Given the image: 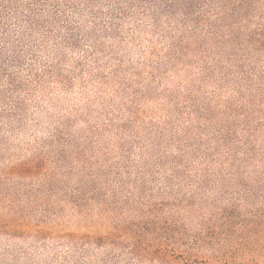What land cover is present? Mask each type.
<instances>
[{
    "label": "rangeland",
    "instance_id": "rangeland-1",
    "mask_svg": "<svg viewBox=\"0 0 264 264\" xmlns=\"http://www.w3.org/2000/svg\"><path fill=\"white\" fill-rule=\"evenodd\" d=\"M168 26L75 51L43 75L22 117L3 114L0 264H79V233L91 224L151 217L196 230L224 205L263 206L264 72L226 84L235 70L214 43L192 25ZM244 91L256 101L239 102ZM35 161L38 173H15ZM118 173L126 186L112 192ZM37 225L46 237L36 239ZM111 249H92L87 264Z\"/></svg>",
    "mask_w": 264,
    "mask_h": 264
},
{
    "label": "trees",
    "instance_id": "trees-1",
    "mask_svg": "<svg viewBox=\"0 0 264 264\" xmlns=\"http://www.w3.org/2000/svg\"><path fill=\"white\" fill-rule=\"evenodd\" d=\"M165 21L174 31L177 22L192 25L201 40L214 43L227 59L226 68L235 70L224 75L226 84L236 77L252 85L264 72V0H0V119L3 114L11 121L22 117L21 107L43 75L75 51L87 55L102 42L121 38L125 29L133 36L146 24L157 29ZM236 99L256 101L246 92ZM243 111L247 116L245 105ZM39 165L35 161L14 170L33 174ZM118 174L109 183L112 192L126 186ZM95 192L79 197V207L94 201ZM245 203L220 207L196 230L151 217L107 228L91 224L93 229L79 233V264L92 261V249L104 247L112 249L99 264H123L117 251L131 257L126 264H264V204ZM14 226L23 228L20 221ZM42 226L33 229L36 239L49 233Z\"/></svg>",
    "mask_w": 264,
    "mask_h": 264
}]
</instances>
